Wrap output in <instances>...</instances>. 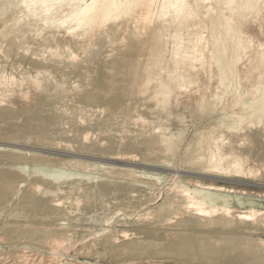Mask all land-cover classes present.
<instances>
[{
	"label": "rangeland",
	"instance_id": "obj_1",
	"mask_svg": "<svg viewBox=\"0 0 264 264\" xmlns=\"http://www.w3.org/2000/svg\"><path fill=\"white\" fill-rule=\"evenodd\" d=\"M22 2L0 0V264H264V114H250L264 91V0L242 14L207 1L183 26L169 12L152 22L123 12L75 30L66 0L48 16ZM216 13L236 37L212 31ZM194 32L204 48L190 63ZM215 145L223 166L235 156L244 173L216 172ZM184 188L229 195L230 212L196 216ZM250 209L262 214L238 217Z\"/></svg>",
	"mask_w": 264,
	"mask_h": 264
},
{
	"label": "bare ground",
	"instance_id": "obj_2",
	"mask_svg": "<svg viewBox=\"0 0 264 264\" xmlns=\"http://www.w3.org/2000/svg\"><path fill=\"white\" fill-rule=\"evenodd\" d=\"M26 2H27V6H29L32 10H33V14L35 13V14H43V15H45V16H48V15H50L51 13H52V11L54 10V9H58L60 6H61V3L63 2V1H65V0H25ZM88 0H66V5H68L72 10H71V12L69 13V15L67 16L69 19H70V21H74L73 23H74V26H72L71 24H70V26H69V29H71V30H75V29H78V28H88V27H94V26H97V25H104V23H106L107 21H109V20H112V19H116L121 13H131V14H135V16L138 14V17H140V18H142L141 20H143V21H145V22H148V21H150L151 20V18L154 16V14H158V16H160V18H158V20L159 19H161V17H164L165 15H167V13L169 12L170 13V15H171V18H170V23H177L178 25H180L181 26V24H182V26H183V24H186L185 22H189L188 21V19L190 18V17H193V16H196V15H199V16H201L200 14H199V12H198V8H197V6H200L201 5V3H205V2H207V1H211V0H193V4H194V6H195V8H194V6H193V4H190L189 3V0H90V2L88 1ZM215 2H219V3H222V4H226L227 6H228V9H229V11L231 12V13H235V12H237V13H239V14H242L243 12H244V10H246V9H252V8H254V6H255V4L257 3V1L258 0H239L238 2H235L234 0H214ZM23 2H24V0H23ZM23 2L21 3V4H23ZM234 3V4H233ZM25 4V3H24ZM24 6V5H23ZM26 6V7H27ZM201 7H205L204 5L203 6H201ZM207 7V6H206ZM29 8V9H30ZM28 9V8H27ZM27 9H24V11L25 12H27ZM207 9V10H206ZM205 10V12L206 13H209L210 11H212V10H210L209 11V9H210V7H209V9L208 8H206ZM57 11V10H56ZM204 11V10H203ZM20 14H22V13H20ZM24 14V13H23ZM27 14H29L28 12H27ZM31 14V13H30ZM35 14L33 15V16H35ZM130 14V15H131ZM214 14V13H213ZM26 15V14H25ZM169 15V14H168ZM207 15V14H206ZM205 15V16H206ZM24 16V15H23ZM22 17V16H21ZM24 18H26L25 16H24ZM36 18H38V17H36ZM67 18V19H68ZM125 18H127V17H125ZM155 18H156V16H155ZM33 19V18H32ZM138 19V18H137ZM137 19H136V21H137ZM162 19H165V17L164 18H162ZM191 19V18H190ZM22 20H23V18H22ZM26 21H27V19H25ZM120 20V19H119ZM153 20H154V18H153ZM157 20V19H156ZM167 20H168V18H167ZM226 20V21H225ZM19 21V20H18ZM67 20L66 19H62L61 21H60V25H61V23L63 24V23H65ZM113 21V20H112ZM118 21V20H117ZM135 21V20H134ZM133 21V22H134ZM140 21V20H139ZM163 22H164V20H162ZM193 20H191V22H192ZM209 21H210V23H211V29H212V31H218V32H221V28L222 27H224L225 28V32H226V34L227 35H232V36H235L236 37V31H234L233 29H228V23H229V21H228V19L227 18H225L223 15H222V13H216V15H213V16H211V17H209ZM69 22V21H68ZM68 22L66 23V24H68ZM114 22V21H113ZM130 22V21H129ZM150 22H152V21H150ZM155 22V21H154ZM153 22V23H154ZM111 23V22H110ZM152 23V24H153ZM168 23L169 22H167V24L166 25H168ZM193 23V22H192ZM195 23V22H194ZM65 24V25H66ZM128 24V23H127ZM147 24V23H146ZM162 24V23H161ZM59 25V24H58ZM59 25V26H60ZM64 24L62 25V26H65ZM106 25V24H105ZM140 25V24H139ZM156 25V24H155ZM164 25H165V23H164ZM177 25V26H178ZM198 25V24H197ZM254 25V24H253ZM132 26V25H131ZM134 26V25H133ZM136 26V25H135ZM162 26V25H161ZM161 26H160V28H161ZM179 26V27H180ZM188 26H189V24H188ZM146 27V26H145ZM169 27V26H168ZM179 27H178V29H179ZM186 27H187V25H186ZM194 27H195V25H194ZM193 27V28H194ZM100 28H103V27H100ZM133 28V27H132ZM156 28V27H155ZM180 28H182V27H180ZM185 28V27H184ZM198 28V27H197ZM92 29H94V28H92ZM91 29V30H92ZM98 29V28H97ZM127 27H126V31H127ZM134 29V28H133ZM144 29V28H143ZM201 29V28H200ZM70 30V31H71ZM99 30V29H98ZM103 30H104V28H103ZM147 30H149V29H147ZM177 30V29H176ZM68 31V30H67ZM96 31V30H95ZM134 31V30H133ZM132 31V32H133ZM137 31V30H136ZM146 31V30H145ZM154 31V30H153ZM159 32L161 31V30H158ZM165 31H166V29H165ZM164 31V32H165ZM179 32H180V30H178ZM182 31H183V29H182ZM188 31H190L189 29H188ZM193 31H195V28H194V30ZM78 32H80V31H78ZM84 32H86V31H84ZM97 32V31H96ZM138 32V31H137ZM147 32H149V31H146V33ZM157 32V31H156ZM167 32V31H166ZM179 32H177V33H179ZM126 33V32H125ZM134 33H136V32H134ZM139 33V32H138ZM158 33V32H157ZM181 33V32H180ZM188 33V32H187ZM195 33V32H194ZM203 33V32H202ZM83 34V33H82ZM85 34V33H84ZM98 34V33H97ZM102 34H104V32L102 33ZM141 34H142V32H141ZM148 34V33H147ZM153 34V33H152ZM151 34V35H152ZM155 34V33H154ZM168 34V33H167ZM174 34H176V33H174ZM182 34V33H181ZM189 34H192V33H189ZM199 34H200V32H199ZM150 35V36H151ZM161 35V34H160ZM159 35V36H160ZM172 35V34H171ZM187 35V34H186ZM185 35V36H186ZM73 36H74V34H73ZM121 36H123V35H121ZM131 36V35H130ZM137 37H138V35H136ZM155 36V35H154ZM158 36V39L160 38ZM202 36V35H201ZM201 36L200 35H198L197 33H195V34H193L192 35V37L188 40V44H187V47H186V51L184 52V54L182 53V56L185 58V60L187 59L188 61H190V63L191 62H193V60H195V59H197L198 58V56H201L202 55V51H203V46L200 44V42H202V41H200V39H201ZM3 37V36H2ZM30 37V36H29ZM105 37V36H104ZM107 37V36H106ZM105 37V38H106ZM141 37V36H140ZM142 37H143V35H142ZM153 37V36H152ZM156 37V36H155ZM161 37H162V35H161ZM163 37H164V35H163ZM177 37V36H176ZM204 37V36H203ZM72 38V37H71ZM76 38V37H75ZM134 38V37H133ZM154 38V37H153ZM180 38H182V36L180 37ZM238 38V37H237ZM80 39V38H79ZM83 39V38H82ZM122 39V38H121ZM145 39H147L146 37H145ZM144 39V40H145ZM161 39V38H160ZM171 39H172V37H171ZM174 39V38H173ZM177 39V38H176ZM183 39V38H182ZM182 39H180V40H182ZM108 39H105V41H107ZM123 40V39H122ZM162 40V39H161ZM166 40V39H165ZM130 41V40H129ZM136 41V40H135ZM151 41V40H150ZM156 41H159V40H157L156 39ZM171 41V40H170ZM173 41H175V43H176V40L174 39ZM118 42H120V41H118ZM118 42H117V44H118ZM124 43V40L123 41H121L120 43ZM138 42V41H137ZM142 42V41H141ZM181 42L182 41H179L178 43H180L181 44ZM139 43V42H138ZM149 43V42H148ZM151 43H153V42H151ZM161 42H159V47H162L161 46V44H160ZM107 44V43H106ZM144 44V43H143ZM147 44V43H146ZM156 44H158V43H156ZM184 44V43H183ZM182 44V45H183ZM110 45V44H109ZM111 45H113V44H111ZM131 45V44H130ZM137 45V44H136ZM139 45V44H138ZM142 45V44H141ZM150 45V44H149ZM175 45V44H174ZM176 45H177V47L179 46L177 43H176ZM250 45V44H249ZM114 46V45H113ZM117 46V45H116ZM119 46H120V44H119ZM148 46V45H147ZM152 46H154V44H152ZM156 46V45H155ZM181 46V45H180ZM213 50L214 51H216L217 53H218V55H217V58L215 59V61L218 63V64H220V63H225V56H224V54H225V52H226V47H223V45L221 44V43H219L218 41L216 42H214L213 43ZM118 47V46H117ZM131 47H133V46H131ZM137 47V46H136ZM139 47V46H138ZM143 47V46H142ZM145 47V46H144ZM171 48L173 47L172 45L170 46ZM240 47H242V41L240 40V39H237V41L236 40H234V42H233V44L231 45V47H230V49L234 52V50H236V49H238V48H240ZM57 48V47H56ZM151 48V47H150ZM154 48V47H153ZM158 48V47H157ZM181 48V47H180ZM49 49V48H48ZM47 49V50H48ZM65 49V48H64ZM63 49V50H64ZM137 49V48H136ZM136 49H134V50H136ZM138 49H140V48H138ZM178 49V48H177ZM185 49V48H184ZM52 49H50V51H51ZM58 50V49H57ZM66 50V49H65ZM144 50V49H143ZM148 50V49H147ZM180 50V49H179ZM183 50V49H182ZM49 51V52H50ZM55 51V50H54ZM108 51V50H107ZM149 51V50H148ZM156 51V50H155ZM158 51H160V50H158ZM177 51V50H176ZM176 51H174V52H176ZM19 52V51H18ZM43 52V51H42ZM47 52V51H46ZM49 52H47L48 54H50ZM69 51H67L66 53H68ZM134 52V51H133ZM137 52V51H136ZM140 51H138V53H139ZM143 52V51H142ZM173 52V53H174ZM178 52V51H177ZM1 53V52H0ZM20 53V52H19ZM51 53H53V51H51ZM54 53H58V52H54ZM61 53V52H60ZM71 53V52H70ZM137 53V54H138ZM148 53V52H147ZM179 53V52H178ZM65 54V53H64ZM114 54V53H113ZM143 54V53H142ZM175 54V53H174ZM173 54V55H174ZM181 54V53H180ZM42 54H40V56H41ZM44 55V54H43ZM51 55V54H50ZM71 55V54H70ZM154 55V54H153ZM2 56V55H1ZM24 56H25V54H24ZM39 56V57H40ZM46 56V55H45ZM72 56V55H71ZM70 56V57H71ZM74 56V55H73ZM72 56V57H73ZM108 56H109V54H108ZM107 56V57H108ZM135 56V55H134ZM157 56V55H156ZM155 56V57H156ZM175 56V55H174ZM173 56V57H174ZM178 56H179V54H178ZM39 57H37V58H39ZM74 57H76V56H74ZM73 57V58H74ZM177 57V56H176ZM42 58H44L43 56H42ZM51 58H52V55H51ZM55 58V57H54ZM58 58H60L59 56H58ZM57 58V59H58ZM138 58V57H137ZM179 58H180V56H179ZM239 57H237L236 59H238ZM61 59V58H60ZM67 59H69L68 57H67ZM70 59H72V58H70ZM148 59V58H147ZM174 59V58H173ZM172 59V61H174ZM200 59V58H199ZM232 59V58H231ZM35 60H38V59H36L35 58ZM42 60V59H41ZM52 60V59H51ZM59 60V59H58ZM57 60V61H58ZM151 60H153V59H151ZM179 60H182V59H179ZM7 61V60H6ZM133 61V60H132ZM171 61V62H172ZM59 62V61H58ZM66 62H67V60H66ZM80 62V61H79ZM137 62V61H136ZM175 62V61H174ZM183 62V61H182ZM195 62V61H194ZM43 63V62H42ZM152 63V62H151ZM179 63V62H178ZM133 64V63H132ZM135 64H137V63H135ZM145 63H143V65H144ZM157 64V63H156ZM161 64V63H160ZM182 64V63H181ZM189 64V63H188ZM196 64V63H195ZM130 65V64H129ZM191 64H189V66H190ZM59 66V65H58ZM61 66V65H60ZM134 66H137V65H134ZM148 66V65H147ZM151 66H152V64H151ZM156 66H158V65H156ZM155 66V67H156ZM176 66V65H175ZM183 66V65H182ZM83 67V66H82ZM132 67V66H131ZM161 67V66H160ZM26 68V67H25ZM137 68V67H136ZM135 68V69H136ZM147 68V67H146ZM146 68H145V72H146ZM151 68V67H150ZM150 68L148 67V69L150 70ZM159 68V67H158ZM13 69V68H12ZM15 69H17V66H16V68ZM134 69V68H133ZM192 69V68H191ZM193 69H195V67H193ZM138 70V69H137ZM148 70V72H150ZM159 70V69H158ZM12 71V70H11ZM18 71H19V69H18ZM130 71H131V69H130ZM135 71V70H134ZM192 71V70H191ZM8 72V71H7ZM13 72V71H12ZM17 72V71H16ZM136 72V71H135ZM134 72V73H135ZM153 72H155V71H153ZM194 72V71H193ZM137 73V72H136ZM141 73V72H140ZM144 73V72H143ZM188 73V72H187ZM152 74V73H151ZM156 74V73H155ZM182 74V73H181ZM181 74H180V76H181ZM193 74V73H192ZM132 75H133V73H132ZM141 75V74H140ZM194 75V74H193ZM18 76V75H17ZM46 76V75H45ZM86 76V75H85ZM148 76V75H147ZM183 76H185V75H183ZM195 76V75H194ZM193 76V77H194ZM135 77H136V75H135ZM141 77V76H140ZM159 77V76H158ZM196 77V76H195ZM153 78V77H152ZM63 79V78H62ZM140 79V78H139ZM148 79V78H147ZM156 79V78H155ZM154 79V80H155ZM196 79V78H195ZM156 80H159V79H156ZM181 80V79H180ZM145 81H147V80H145ZM182 81V80H181ZM193 81H195L194 80V78H192V82ZM215 81V80H214ZM152 82V81H151ZM146 83H148V82H146ZM153 83V82H152ZM151 83V84H152ZM156 83V82H155ZM155 83H153V84H155ZM159 83V82H158ZM0 84H1V81H0ZM160 84L162 85V83L160 82ZM148 86V85H147ZM146 86V87H147ZM151 86V85H150ZM190 86H193V85H191L190 84ZM195 86V85H194ZM145 87V88H146ZM152 87V86H151ZM216 87V86H215ZM157 89V88H156ZM163 89H165V87L163 88ZM138 90V89H137ZM143 90V89H142ZM182 90V89H181ZM226 90V89H225ZM148 91V90H147ZM160 91H162V89L160 90ZM186 91V90H185ZM227 92V91H226ZM225 92V93H226ZM142 93V92H141ZM169 93V92H168ZM141 95V94H140ZM139 95V96H140ZM145 95V94H144ZM155 95V94H154ZM160 95V94H159ZM166 95V94H165ZM107 96V95H106ZM165 97V96H164ZM216 98V97H215ZM214 99V98H213ZM147 100V99H146ZM163 100V99H162ZM147 103V102H146ZM255 103V104H254ZM1 104V103H0ZM54 104V103H53ZM157 104H155V106H156ZM115 107V106H114ZM158 107V106H157ZM122 108V107H121ZM137 108V107H136ZM160 108V107H159ZM87 110V109H86ZM103 110V109H102ZM101 110V111H102ZM133 110V109H132ZM140 110H142V109H140ZM1 111H3L2 109L0 110V113H2ZM74 111V110H73ZM99 109H95V112H101ZM133 111H135V110H133ZM61 112V111H60ZM92 112V111H91ZM119 112V111H118ZM118 112H116V114H118ZM163 112V111H162ZM68 113V112H67ZM83 113V112H82ZM145 113H146V111H145ZM97 114V113H96ZM102 114V113H101ZM124 114V113H123ZM250 114H252V115H257V116H261V115H263L264 114V91H262V93L260 94V96H259V98L257 99V100H255V101H253L252 103H251V112H250ZM95 115V114H94ZM99 115V114H98ZM125 116V115H124ZM86 117H87V115H86ZM117 117V116H116ZM135 117H136V114H135ZM92 118H93V116H92ZM120 118H122V117H120ZM138 118V117H137ZM79 119V118H78ZM78 119H76V121L78 120ZM243 119V118H242ZM140 120V121H139ZM156 120V119H155ZM258 120V119H257ZM118 121V120H117ZM136 121L138 122H141L142 121V119H140V117H139V119L137 120L136 119ZM78 122V121H77ZM81 123H80V125L82 124V121H80ZM131 123H133L134 122V120L132 121H130ZM129 122V123H130ZM238 122H240V118H239V121ZM104 123V122H103ZM146 123V122H145ZM108 124V123H107ZM134 124H135V122H134ZM141 124H143V121L141 122ZM85 124H83L82 126H84ZM137 125V124H136ZM147 125V124H146ZM145 125V126H146ZM153 125V124H152ZM233 125H235V124H233ZM240 125V124H239ZM142 126V125H141ZM141 126H140V128H141ZM143 126H144V124H143ZM151 126V125H150ZM231 126V125H230ZM250 126V125H249ZM132 127H133V124H132ZM138 127V126H137ZM153 127V126H152ZM234 127V126H233ZM256 127V126H255ZM122 128V127H121ZM131 128V127H130ZM139 128V127H138ZM148 128V127H147ZM237 128V127H236ZM257 128H259V126L257 127ZM262 128V127H261ZM134 129V128H133ZM142 129V128H141ZM141 129H139L140 131H144V130H141ZM145 129V128H144ZM235 129V128H234ZM136 130V129H135ZM138 130V129H137ZM152 130V129H151ZM238 130V129H237ZM106 131V130H105ZM154 132H158V130L156 129V130H154ZM152 134H153V132H151ZM150 133V134H151ZM88 134V133H87ZM69 135V134H68ZM86 135V134H85ZM85 135H83L82 137H85ZM106 135H108V134H106ZM133 135V134H132ZM261 135H262V133H261ZM88 136H89V134H88ZM118 136H119V134H118ZM128 136V135H127ZM148 135H146V137H147ZM93 137V136H92ZM151 137V136H150ZM160 137V136H159ZM158 137V138H159ZM233 137V136H232ZM86 138H89V137H85V139ZM94 138V137H93ZM93 138H91V139H93ZM243 139V138H242ZM84 139L82 138V141H83ZM87 140V139H86ZM86 140L84 141V142H86ZM241 141V140H240ZM263 141V140H262ZM88 142V141H87ZM135 142V141H134ZM226 142V141H225ZM224 142V143H225ZM215 143H216V141H215ZM218 143H219V141H218ZM58 144V143H57ZM85 144H87V143H85ZM103 144V143H102ZM161 144V143H160ZM163 144V143H162ZM226 144V143H225ZM239 144V143H238ZM241 144V143H240ZM239 144V145H240ZM101 145V144H100ZM239 145H237V147L239 146ZM5 147H7L6 145H4ZM3 146V147H4ZM220 146V145H219ZM218 145H215V148H216V153H213L212 155H211V158L209 159V163H211V165H212V168L216 171V170H218V171H221V172H235V173H244V169H243V167H242V163L239 161V159L237 158V157H235L234 156V158L232 159V161H230V163H228V165H226V167L225 166H223L222 164H221V162L226 158V156H223L222 154H218V151H219V149H220V147H219ZM243 146V145H242ZM0 147H2V146H0ZM17 147V146H16ZM66 147L68 148V146L66 145ZM100 147V146H99ZM8 148V147H7ZM12 148V147H11ZM154 148V147H153ZM214 148V149H215ZM242 148V147H241ZM17 149V148H16ZM25 149V148H24ZM27 149H29V148H27ZM160 150V149H159ZM226 150V149H225ZM26 151H29V150H26ZM222 151V150H221ZM227 151V150H226ZM225 151V152H226ZM127 152H128V150H127ZM150 153V152H149ZM224 153V152H223ZM231 154V153H230ZM145 155H148V154H146L145 153ZM189 157V156H188ZM125 158V157H124ZM128 158V157H127ZM131 158H132V155H131ZM190 158V157H189ZM228 158H230V157H228ZM134 159H136V158H134ZM133 159V160H134ZM197 160H198V158H196ZM190 161V160H189ZM98 162H100V161H98ZM97 162V163H98ZM193 162V161H192ZM190 163V162H189ZM157 165V164H156ZM187 165H189V164H187ZM186 165V166H187ZM131 166V165H130ZM129 166V167H130ZM167 166H168V164H167ZM206 166V165H205ZM133 167V166H132ZM143 167V166H142ZM174 167H175V165H174ZM175 170V169H174ZM215 171H213V172H215ZM217 172V171H216ZM248 172H249V170H248ZM248 172H246V174L248 173ZM256 173H257V171H256ZM176 174H178V173H176ZM223 174V173H222ZM182 175V174H181ZM200 175V174H199ZM224 175V174H223ZM248 175V174H247ZM254 175H256L255 174V172H254ZM227 176V175H226ZM257 176V175H256ZM242 177V176H241ZM247 177V176H246ZM252 177V176H251ZM254 177V176H253ZM252 177V178H253ZM174 178V177H173ZM172 178V179H173ZM200 178V177H199ZM249 178H250V176H249ZM255 178V177H254ZM206 179H208V178H206ZM136 180V179H135ZM171 182H172V180H171ZM170 182V183H171ZM231 182V181H230ZM236 182V181H235ZM175 184V183H174ZM235 184V183H234ZM170 185V184H169ZM243 185V184H242ZM248 185V184H247ZM250 185V184H249ZM152 188V187H151ZM205 189H214V190H216V191H222V190H224V188L222 187V186H206V187H204ZM169 189V188H168ZM171 191V190H170ZM169 191V192H170ZM183 192H184V194L182 195V196H186V199H187V203L185 204L188 208H191L193 211V213L194 214H196V216L197 215H199V216H205V215H208V216H212V214L214 213V212H216L217 213V211L219 210L220 212V214H222L223 212H226V213H229L230 212V202H231V197L229 196V195H220V194H218V193H212V192H208V191H205V192H203L202 190H196V189H192V190H190V189H188V188H184L183 189ZM169 194V193H168ZM174 194V193H173ZM163 195V194H162ZM155 196V195H154ZM161 197V196H160ZM174 198V197H173ZM167 199V198H166ZM185 199V198H184ZM14 200V199H13ZM157 201V200H156ZM185 201V200H184ZM17 202V201H16ZM174 202H175V200H174ZM151 204H152V202H150ZM166 203H167V201H166ZM150 204V205H151ZM156 204V203H155ZM176 204V203H175ZM188 204V205H187ZM239 204V203H238ZM77 205V204H76ZM56 206H57V204H56ZM60 206V205H59ZM58 206V207H59ZM78 206V205H77ZM182 206V205H181ZM238 206V205H237ZM171 207V206H170ZM177 207V206H176ZM184 208H186V207H184ZM169 209V208H168ZM177 209V208H176ZM140 210V209H139ZM182 210H183V208H182ZM170 211H171V209H170ZM183 211H186V210H183ZM221 211H223V212H221ZM173 212V211H172ZM57 213V212H56ZM146 213V212H145ZM147 213H149V212H147ZM163 213V212H162ZM182 213V212H181ZM188 213V212H187ZM189 213H191V212H189ZM212 213V214H211ZM219 213H217V214H219ZM226 213H223V214H225L226 215ZM259 214V212L258 211H255L254 209H250V210H248V211H245V212H242V213H239L238 214V217L239 218H250V217H253V216H255L256 214ZM161 214V213H160ZM177 214V213H176ZM192 214V213H191ZM211 214V215H210ZM215 214V213H214ZM257 214V215H258ZM262 213H260L259 215H261ZM132 215V214H131ZM137 215V214H136ZM169 215H171V214H169ZM174 215V214H173ZM139 216V215H138ZM147 216H148V214H147ZM172 216V215H171ZM175 216V215H174ZM174 216H172V217H174ZM179 216H181V214L179 215ZM194 216V215H193ZM198 216V217H199ZM121 217V216H120ZM130 216H128V218H129ZM135 217V216H134ZM157 217V216H156ZM226 217V216H225ZM122 218V217H121ZM120 218V219H121ZM126 218V217H125ZM151 218V217H150ZM176 218V217H175ZM228 218H229V215H228ZM124 219V218H123ZM143 219H144V217H143ZM174 219V218H173ZM179 219V218H178ZM209 219V218H208ZM252 219V218H251ZM149 220V219H148ZM254 220V219H253ZM110 221V220H109ZM129 221V220H128ZM166 221H168V220H166ZM165 221V222H166ZM205 221V220H204ZM228 221V220H227ZM141 222H143V221H141ZM199 222V221H198ZM208 222H209V220H208ZM109 223V222H108ZM148 223H151V222H148ZM173 223H174V221H173ZM203 223V222H202ZM219 223H220V221H219ZM245 223V222H244ZM250 223V222H249ZM166 224V223H165ZM99 225V224H98ZM171 225V224H170ZM173 225V224H172ZM220 225H222V223H220ZM227 226H228V224H226ZM109 226V225H108ZM203 226V225H202ZM225 226V225H224ZM223 226V227H224ZM173 227V226H172ZM240 227V226H239ZM253 227V226H252ZM109 228V227H108ZM185 228V227H184ZM211 228V227H210ZM103 229V228H102ZM105 229H106V227H105ZM110 229V228H109ZM107 230V229H106ZM238 230V229H237ZM110 231V230H109ZM100 232H102V230L100 231ZM167 232V231H166ZM104 233H105V231H104ZM115 233V232H114ZM181 233H183V232H181ZM122 234V233H121ZM120 234V235H121ZM190 234V233H189ZM195 234V233H194ZM119 235V236H120ZM123 235V234H122ZM192 235V234H191ZM207 235V234H206ZM214 236H215V234H214ZM99 237V236H98ZM122 237V236H121ZM1 239V238H0ZM91 239V238H90ZM127 239V238H126ZM116 241V240H115ZM59 242V241H58ZM116 243V242H115ZM76 245V244H75ZM49 247V246H48ZM59 247V244L57 243V242H55V248L57 249ZM67 248V247H66ZM248 248V247H247ZM250 248V247H249ZM262 248V247H261ZM54 249V248H53ZM254 249V248H253ZM97 250V249H96ZM252 250V249H251ZM255 250V249H254ZM253 250V251H254ZM23 252V251H22ZM51 252V251H50ZM102 252V251H101ZM250 252V251H249ZM261 253H263V250L262 251H260ZM54 253H56L55 251H54ZM63 253V252H62ZM65 253V252H64ZM256 253H257V251H256ZM67 254V253H66ZM248 254V253H247ZM246 254V255H247ZM55 255V254H54ZM26 256V255H25ZM51 256H53V255H51ZM251 256H252V254H251ZM44 257V256H43ZM46 258V257H45ZM53 258V257H52ZM264 258V257H263ZM24 259V258H23ZM26 259V258H25ZM50 261H51V258H50ZM52 262V261H51ZM236 262V261H235ZM241 262V261H240ZM34 264V263H33ZM240 264V263H239Z\"/></svg>",
	"mask_w": 264,
	"mask_h": 264
}]
</instances>
